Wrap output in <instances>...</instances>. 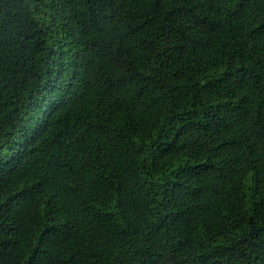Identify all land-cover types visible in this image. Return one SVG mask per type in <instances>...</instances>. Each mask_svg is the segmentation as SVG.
Returning a JSON list of instances; mask_svg holds the SVG:
<instances>
[{"label": "trees", "instance_id": "1", "mask_svg": "<svg viewBox=\"0 0 264 264\" xmlns=\"http://www.w3.org/2000/svg\"><path fill=\"white\" fill-rule=\"evenodd\" d=\"M0 264H264V0H0Z\"/></svg>", "mask_w": 264, "mask_h": 264}]
</instances>
